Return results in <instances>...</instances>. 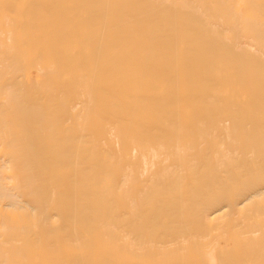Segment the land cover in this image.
Instances as JSON below:
<instances>
[{
    "label": "bare ground",
    "instance_id": "bare-ground-1",
    "mask_svg": "<svg viewBox=\"0 0 264 264\" xmlns=\"http://www.w3.org/2000/svg\"><path fill=\"white\" fill-rule=\"evenodd\" d=\"M0 264H264V0H0Z\"/></svg>",
    "mask_w": 264,
    "mask_h": 264
}]
</instances>
